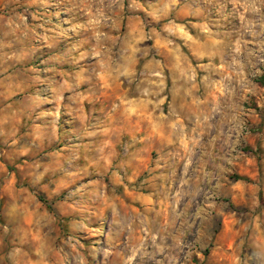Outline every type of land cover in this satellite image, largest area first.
<instances>
[{
    "label": "rangeland",
    "instance_id": "1",
    "mask_svg": "<svg viewBox=\"0 0 264 264\" xmlns=\"http://www.w3.org/2000/svg\"><path fill=\"white\" fill-rule=\"evenodd\" d=\"M262 76L264 0H0L6 264H264Z\"/></svg>",
    "mask_w": 264,
    "mask_h": 264
},
{
    "label": "crops",
    "instance_id": "2",
    "mask_svg": "<svg viewBox=\"0 0 264 264\" xmlns=\"http://www.w3.org/2000/svg\"><path fill=\"white\" fill-rule=\"evenodd\" d=\"M228 1L229 0H224L225 4H227ZM186 11H188V7L186 5H183L180 7V12L183 13ZM192 13L198 15L200 13L199 6L196 8L194 6ZM152 93L153 92H151L150 95ZM153 95L156 96L157 93L154 92ZM163 99H162V102L160 103H163ZM157 105L158 104L152 105L150 100L148 99L146 100V102L141 103L139 108L133 105L135 107L134 110H131L133 112H128V113H130V115H132L133 113L136 115L137 112L142 111V109L144 108L143 110L145 111V115H146L147 112H152V109L154 107L158 108ZM147 116H148L147 119H150V120L153 119L152 113L149 115L147 114ZM165 117L166 116H164L163 118L160 117V120L162 122H167V120L169 119ZM8 126L9 124H8L7 118H5V116L3 115H0V139L6 142H8V137H7L8 136ZM3 179H5V181L3 183L0 182V223L3 221L7 222L10 219V217H13V215L17 217L18 216L34 217L36 211L31 209V206L25 203V199L22 197L23 193L18 196V194L16 193V190L10 186L11 184H9L8 173H6V163H4L3 161H0V180H3ZM115 180L119 184L122 183L117 177L115 178ZM138 199H141V197L139 196ZM10 210H12V213H10ZM5 237H6V234H4V232L0 230V264H3V263L6 264V259H7V253L4 252V248H3Z\"/></svg>",
    "mask_w": 264,
    "mask_h": 264
},
{
    "label": "trees",
    "instance_id": "3",
    "mask_svg": "<svg viewBox=\"0 0 264 264\" xmlns=\"http://www.w3.org/2000/svg\"><path fill=\"white\" fill-rule=\"evenodd\" d=\"M261 86H264V76H262L259 80ZM48 204V202H46Z\"/></svg>",
    "mask_w": 264,
    "mask_h": 264
}]
</instances>
